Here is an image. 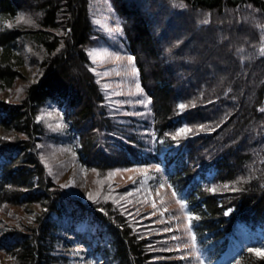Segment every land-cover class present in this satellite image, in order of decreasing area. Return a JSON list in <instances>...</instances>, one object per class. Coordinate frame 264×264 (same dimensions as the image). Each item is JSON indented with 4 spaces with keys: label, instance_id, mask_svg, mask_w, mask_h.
Segmentation results:
<instances>
[{
    "label": "trees",
    "instance_id": "obj_1",
    "mask_svg": "<svg viewBox=\"0 0 264 264\" xmlns=\"http://www.w3.org/2000/svg\"><path fill=\"white\" fill-rule=\"evenodd\" d=\"M97 17L119 24L117 50ZM91 44L133 58L146 119L116 105ZM28 67L38 78L5 103ZM44 106L62 111L67 128L53 142L93 173L82 199L41 160ZM118 171L167 185L195 217L189 232L203 264H264V0H0V264H73L61 249L70 237L91 264H165L157 259L170 229L159 219L150 236L138 210L152 205L110 180ZM13 207L32 217L3 221Z\"/></svg>",
    "mask_w": 264,
    "mask_h": 264
},
{
    "label": "rangeland",
    "instance_id": "obj_2",
    "mask_svg": "<svg viewBox=\"0 0 264 264\" xmlns=\"http://www.w3.org/2000/svg\"><path fill=\"white\" fill-rule=\"evenodd\" d=\"M96 20L112 39L117 40L118 27L110 25L106 18L97 17ZM89 55L97 67V72L104 80L110 96L130 97V101H127L128 99H119L116 105L125 108L126 112L128 107L131 115L146 119L150 113L149 98L143 95V89L140 86L138 71L134 65L133 58L123 54L121 51L113 52L109 48L91 50ZM36 69V67H28L26 76L16 81L9 93L3 96L5 103L19 102L24 98L25 87L34 83L35 77L39 76ZM40 117L41 120L38 121L46 128L48 134L58 137L67 136L66 125L55 108L46 109L41 113ZM3 137L10 139L11 135L3 133ZM41 149V160L45 163L47 174L58 185L62 186L70 196L82 199L90 189V180L94 178L93 173L87 175L83 171L69 146H56V144L51 143L41 146ZM109 178L119 186L140 189L143 192L142 197L146 204L150 203L152 207H160V213H155L151 206H146L145 204L144 207H140L138 210L139 215H146V218L150 219V236L158 234L154 226H159V219L162 220L159 230L163 229V224L164 228H169V232L171 231L168 234L166 230H163L164 233H167V250L158 254L159 258L157 261L165 264H203L194 249L183 206L173 198L165 183L160 185L151 173L139 175L134 171L114 172V175H110ZM30 210L32 213H38L36 207ZM29 213H24L19 208L13 207L2 214L1 219L6 222L12 221V217L30 219L32 215ZM66 237L69 238L68 236ZM69 239H72V246L70 248L63 246L61 249L67 252L69 257L74 260L73 264H91V254L87 251V248L81 246L77 238L70 237ZM157 251L160 250L157 249ZM4 260H8V258L1 256L0 261Z\"/></svg>",
    "mask_w": 264,
    "mask_h": 264
},
{
    "label": "bare ground",
    "instance_id": "obj_3",
    "mask_svg": "<svg viewBox=\"0 0 264 264\" xmlns=\"http://www.w3.org/2000/svg\"><path fill=\"white\" fill-rule=\"evenodd\" d=\"M108 8V6L105 8L104 7V10H105V12H108L109 11V9H107ZM16 17H19V12H17L16 13ZM118 23V22H117ZM97 24H99L98 22H97ZM110 24V23H109ZM100 25V24H99ZM110 25H112L113 27H118V34L116 33V36H117V39H118V43H117V47H115V50H117V48L121 45V42L119 41V36H120V31H121V29H120V27H119V24H116L115 23V25L114 24H110ZM101 26V25H100ZM104 30V29H103ZM106 32V31H105ZM107 33V32H106ZM107 35H108V33H107ZM108 37L110 38V39H112L109 35H108ZM114 39H112L110 42H112ZM90 43V42H89ZM92 46H91V48L92 47H94V44H91ZM109 45V44H108ZM88 46H90V44H88ZM104 48H109L108 46H104L103 48H100V47H98V48H94V49H104ZM90 49V48H89ZM88 49V50H89ZM93 48L91 49V50H94ZM110 49V48H109ZM87 50V51H88ZM91 50H89L88 51V55H89V52L91 51ZM113 52H117V51H113ZM89 57H90V55H89ZM90 60H91V58H90ZM177 60H179V59H177ZM179 63V61H177V64ZM135 65V64H134ZM136 67V66H135ZM137 69V68H136ZM138 71V70H137ZM196 73V71L194 70V72H193V75ZM122 99H128L127 101H130V97H121ZM126 101V100H125ZM49 105V104H48ZM52 108H55V109H57L56 107H53V106H44V108H42V110H41V112L37 115V117H36V119H35V121H37L36 123H38L41 119V113L42 112H44L46 109H52ZM57 111V110H56ZM59 113V112H58ZM59 114H61L60 116L62 117V111H61V113H59ZM39 120V121H38ZM63 120V119H62ZM40 123V122H39ZM4 133H9V132H4ZM10 135H11V133H9ZM2 136H3V133H2ZM73 136V135H72ZM74 137H75V139H76V141H78V137L77 136H75L74 135ZM5 138V137H4ZM10 138V137H9ZM69 138H71V136L69 137ZM5 139H7V138H5ZM52 136H51V134H49L47 137H46V135H45V137H44V139L42 140V142H41V145L40 146H42V145H45V144H51V143H54V144H56V146H60V145H64L65 146V144H62L61 142H53L54 140L52 139ZM69 145V144H68ZM70 146V145H69ZM72 150V152L74 153V148L73 149H71ZM252 151V148L250 147H248V151ZM42 155V154H41ZM42 158V157H41ZM43 162V161H42ZM44 164V166H45V163H43ZM31 208H33V206L32 207H30V209Z\"/></svg>",
    "mask_w": 264,
    "mask_h": 264
},
{
    "label": "snow or ice",
    "instance_id": "obj_4",
    "mask_svg": "<svg viewBox=\"0 0 264 264\" xmlns=\"http://www.w3.org/2000/svg\"><path fill=\"white\" fill-rule=\"evenodd\" d=\"M183 107V106H182ZM173 195H175V193H173ZM186 219H187V221H188V227H189V229L192 227V221L195 219V217H193V216H191V215H188L187 217H186ZM257 255H264V252H260V251H258L257 252Z\"/></svg>",
    "mask_w": 264,
    "mask_h": 264
}]
</instances>
